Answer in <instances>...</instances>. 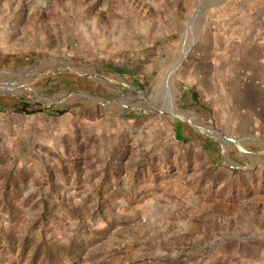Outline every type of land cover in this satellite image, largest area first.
Returning <instances> with one entry per match:
<instances>
[{"label": "rangeland", "instance_id": "374dc122", "mask_svg": "<svg viewBox=\"0 0 264 264\" xmlns=\"http://www.w3.org/2000/svg\"><path fill=\"white\" fill-rule=\"evenodd\" d=\"M0 92V264H264V0H0Z\"/></svg>", "mask_w": 264, "mask_h": 264}, {"label": "crops", "instance_id": "0c3cea01", "mask_svg": "<svg viewBox=\"0 0 264 264\" xmlns=\"http://www.w3.org/2000/svg\"><path fill=\"white\" fill-rule=\"evenodd\" d=\"M214 64L215 65H213L212 66V69H213V74H215V76L217 77V78H219V77H221V78H223L224 79V75H225V63H224V61H222L221 59H218V60H214ZM243 69V68H242ZM193 90V89H192ZM194 91V90H193ZM195 94V91L194 92H192V95H194ZM191 96V95H190ZM264 99H263V101L261 102V101H259V104L257 105V108L258 109H263L264 108Z\"/></svg>", "mask_w": 264, "mask_h": 264}, {"label": "trees", "instance_id": "16d2710c", "mask_svg": "<svg viewBox=\"0 0 264 264\" xmlns=\"http://www.w3.org/2000/svg\"><path fill=\"white\" fill-rule=\"evenodd\" d=\"M194 97H197V94H194ZM22 102V101H21ZM15 112L21 113V114H33V113H38V112H46L45 109H29V106H27L25 103L23 104H18V106H15L12 108ZM64 112H59L58 114H63ZM56 115V114H54Z\"/></svg>", "mask_w": 264, "mask_h": 264}, {"label": "water", "instance_id": "95a60500", "mask_svg": "<svg viewBox=\"0 0 264 264\" xmlns=\"http://www.w3.org/2000/svg\"><path fill=\"white\" fill-rule=\"evenodd\" d=\"M0 95H9V94H8V93H1V92H0Z\"/></svg>", "mask_w": 264, "mask_h": 264}]
</instances>
